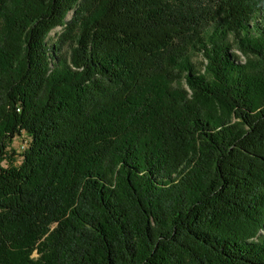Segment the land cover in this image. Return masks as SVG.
I'll list each match as a JSON object with an SVG mask.
<instances>
[{
	"label": "trees",
	"instance_id": "16d2710c",
	"mask_svg": "<svg viewBox=\"0 0 264 264\" xmlns=\"http://www.w3.org/2000/svg\"><path fill=\"white\" fill-rule=\"evenodd\" d=\"M0 264H264V0H0Z\"/></svg>",
	"mask_w": 264,
	"mask_h": 264
},
{
	"label": "rangeland",
	"instance_id": "374dc122",
	"mask_svg": "<svg viewBox=\"0 0 264 264\" xmlns=\"http://www.w3.org/2000/svg\"><path fill=\"white\" fill-rule=\"evenodd\" d=\"M70 18H71V15L69 16V19ZM62 32H63V29L61 27L53 30L48 37V40H47L48 45L52 46V44L58 40ZM70 51H71V45L68 43L62 48L61 54L65 55L67 53H70ZM238 55L241 57V61L243 62L246 61L245 58L241 56L240 53H238ZM192 61L195 64V66L200 69L203 68V63H205L203 56L199 54H196L195 56H193ZM28 142H29V139L27 136L18 137L14 139L11 148L14 149L17 153L21 154L24 151L25 147L27 146Z\"/></svg>",
	"mask_w": 264,
	"mask_h": 264
}]
</instances>
